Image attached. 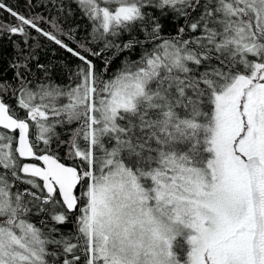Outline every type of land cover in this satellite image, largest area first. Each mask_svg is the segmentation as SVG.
I'll use <instances>...</instances> for the list:
<instances>
[{
	"label": "snow or ice",
	"instance_id": "1",
	"mask_svg": "<svg viewBox=\"0 0 264 264\" xmlns=\"http://www.w3.org/2000/svg\"><path fill=\"white\" fill-rule=\"evenodd\" d=\"M27 7L0 0V264H264V0Z\"/></svg>",
	"mask_w": 264,
	"mask_h": 264
},
{
	"label": "trees",
	"instance_id": "2",
	"mask_svg": "<svg viewBox=\"0 0 264 264\" xmlns=\"http://www.w3.org/2000/svg\"><path fill=\"white\" fill-rule=\"evenodd\" d=\"M6 2L10 5L13 6L16 10L20 11L21 13H27L28 11H32L33 13H42L44 15H48L47 11L43 7H38V8H32L29 9L27 7V0H6ZM70 2V0H69ZM33 3H36V0H33ZM71 7L75 10L76 5L74 3L71 4ZM8 19L10 20L11 18L5 13L3 10H0V20H5ZM79 25V30L76 33V38L81 39L84 37L87 32L90 30V25H88V22L84 19L80 18V13L77 10L75 13V16L70 18L66 23L65 27H68L69 25L75 26ZM44 26V25H42ZM46 27V26H44ZM33 35H37L35 32H33ZM15 39H19L16 37ZM41 43L43 45V50H40V56H41V61H47V60H54L57 62L64 61L70 64H75L78 61L74 57H71L70 54L66 53L64 50L58 48L56 45L52 44L51 42L47 41L45 38H40ZM68 42V41H66ZM6 44V42H0ZM75 47V45H72ZM12 51L10 46H6L5 52L6 54H10ZM55 53V55H53ZM99 63V62H98ZM119 64V60L116 61V63L113 65L114 67ZM11 73H9V76Z\"/></svg>",
	"mask_w": 264,
	"mask_h": 264
}]
</instances>
